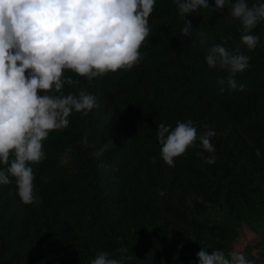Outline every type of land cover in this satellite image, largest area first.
Instances as JSON below:
<instances>
[{"label": "trees", "instance_id": "obj_1", "mask_svg": "<svg viewBox=\"0 0 264 264\" xmlns=\"http://www.w3.org/2000/svg\"><path fill=\"white\" fill-rule=\"evenodd\" d=\"M148 22L143 59L130 70L91 84L64 70L79 83L63 92L85 90L99 106L86 116L73 111L67 128L42 141L46 158L28 163L39 204L21 202L15 178L0 185V264H90L100 251L123 264H198L201 248L232 251L243 227L255 239L242 253L264 264V21L252 32L260 37L253 51L240 43L227 5L184 18L174 0H155ZM225 41L251 57L234 77L244 91L206 64ZM188 119L198 133L205 125L216 133L215 152L196 141L169 167L158 124L174 129ZM210 155L214 164L202 159Z\"/></svg>", "mask_w": 264, "mask_h": 264}, {"label": "clouds", "instance_id": "obj_2", "mask_svg": "<svg viewBox=\"0 0 264 264\" xmlns=\"http://www.w3.org/2000/svg\"><path fill=\"white\" fill-rule=\"evenodd\" d=\"M155 0H0V185L11 184L15 178L17 195L25 205L39 204L34 192V172L29 162L46 158L42 141L53 130L69 126L73 111L82 115L98 107L97 97L80 90L63 92L64 86L79 83L65 75L69 69L91 84L93 79L120 69L130 70L143 56L142 43L150 36L148 18ZM181 17L208 9L223 13L226 5L231 18L241 25L240 43L248 51L257 48L258 35L252 32L264 21V0L249 4L247 0H174ZM191 22L181 29L188 36ZM224 43L212 46L206 57L209 68L229 72L230 90H245L234 77L250 67L251 57L239 46L229 51ZM224 83L223 80L220 81ZM221 93L224 89H220ZM43 93V94H41ZM198 126L191 119L178 121L172 129L158 124L156 139L160 156L169 166L199 141L202 149L214 153L211 139L215 132ZM199 155V154H198ZM153 162L156 158L153 157ZM214 164L215 156L202 157ZM198 264H254L242 252L201 248L196 254ZM90 264H123L100 251Z\"/></svg>", "mask_w": 264, "mask_h": 264}, {"label": "rangeland", "instance_id": "obj_3", "mask_svg": "<svg viewBox=\"0 0 264 264\" xmlns=\"http://www.w3.org/2000/svg\"><path fill=\"white\" fill-rule=\"evenodd\" d=\"M264 211V208H263ZM255 239V232L249 230L246 227L241 228L240 234L233 245V250L242 252L245 248L252 243Z\"/></svg>", "mask_w": 264, "mask_h": 264}]
</instances>
